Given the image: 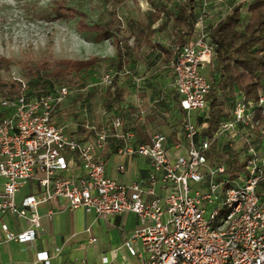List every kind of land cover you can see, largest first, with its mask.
<instances>
[{
  "label": "built area",
  "instance_id": "2783aa9c",
  "mask_svg": "<svg viewBox=\"0 0 264 264\" xmlns=\"http://www.w3.org/2000/svg\"><path fill=\"white\" fill-rule=\"evenodd\" d=\"M213 56L214 45L200 32L169 63L187 142L185 151L172 159L164 134L156 132L149 141L133 144V133L119 130V117L94 127L92 140L71 138L52 121L56 106L70 92L68 85L32 97L22 92L1 97L0 106L7 111L0 118L2 241L31 243L40 226L38 205L61 198L68 210L81 208L102 217L135 213L139 224L123 246L132 255H144L143 264H264V89L256 98L237 92L229 114L210 129V82L201 69ZM114 75L109 70L98 83L109 86ZM193 112L203 121L197 122ZM111 138L120 140L118 154L149 159L146 185L141 180L121 184L106 174L97 151ZM221 139L225 148L212 151ZM74 158L81 174H71ZM231 166L238 168L229 171ZM28 180L37 191L16 203L15 194ZM157 180L166 189L162 195L155 193ZM1 215L22 218L24 228L11 229ZM35 260L49 264L48 252L36 251Z\"/></svg>",
  "mask_w": 264,
  "mask_h": 264
},
{
  "label": "crops",
  "instance_id": "0c3cea01",
  "mask_svg": "<svg viewBox=\"0 0 264 264\" xmlns=\"http://www.w3.org/2000/svg\"><path fill=\"white\" fill-rule=\"evenodd\" d=\"M251 1L243 4L246 5V10ZM173 2V0L169 1V3ZM235 2L228 4V0L220 2L208 0L207 4L203 6V0H198V4L195 6L194 27L183 44L192 42L200 32H204L214 45L212 61L205 65L208 67L207 74L202 71L208 80V71L214 67L216 53V44L211 40L208 32ZM151 6L154 11L155 7L152 4ZM161 10L156 21L151 22V13L153 12L151 11L147 14L148 22L138 21L137 26H133L136 27V30L132 31L134 34H131L133 45L130 48L127 40L126 47L121 46L122 56L117 59V72L107 68L99 76L93 78L90 83L76 89L68 84L70 92L59 103V106H56L52 121L56 126L62 127L71 138L79 141L92 140L95 135L94 127L108 125L114 117H119L121 119L119 130L133 133V144L147 142L152 134L160 132L166 136L165 146L170 159L185 151L187 142L182 128L184 112L179 106V96L172 87L173 72L169 67L176 50L183 44L176 43L178 32L174 30H172L175 32H173L175 35L173 45L155 38L156 34L165 28V24L160 22L163 12L166 11L173 17L172 11H169L167 6ZM203 11L205 14L199 20V15ZM248 18L249 13L246 21ZM121 28L123 34L127 36L128 31L122 24ZM151 28L155 31L148 38L149 43L138 33L141 29ZM156 43L166 47V50L170 51V55L165 54L160 47L155 45ZM131 52L132 54L138 53L136 61L129 62L128 57ZM155 60H157V64L154 63ZM119 63L120 67H118ZM109 70L115 73L113 80L115 84L107 86L98 83L100 76ZM92 71L93 68L85 69L78 77L87 76ZM60 85L62 84H54L48 92H54ZM225 90L228 91L229 88ZM229 91L233 92L234 100L235 94L240 90L231 87ZM231 105L228 114L231 111ZM192 114L195 120L198 119L197 122L199 119L200 122L203 121L201 117H197L196 113ZM223 141L224 139H221V143H217L218 151L225 148ZM119 143V139L111 138L101 151H97L104 161L106 174L121 184L128 185L132 181L141 180L140 182L146 185L148 174L151 171L149 159L135 153L118 154L116 147ZM220 157L222 158V156ZM118 165H122L123 169L118 170ZM81 173L80 162L74 158L71 174ZM2 182L3 179L0 177V188ZM37 189L35 182L28 180L15 194V202L19 203L24 196L37 191ZM165 192L163 184L157 180L155 193L162 195ZM64 204L63 199L53 198L38 205L40 226L31 243L2 241L0 232V263L43 264V262L35 260V253L39 250H46L49 254V264H143L144 255H132L123 246L125 239L139 224L135 213L126 211L102 217L81 208L68 210L64 208ZM1 217L11 229L20 230L25 226L22 218L12 215H1ZM90 236L95 237L96 240L89 242ZM137 247L139 250L141 249L138 243ZM102 257H106L107 261L105 262Z\"/></svg>",
  "mask_w": 264,
  "mask_h": 264
},
{
  "label": "trees",
  "instance_id": "16d2710c",
  "mask_svg": "<svg viewBox=\"0 0 264 264\" xmlns=\"http://www.w3.org/2000/svg\"><path fill=\"white\" fill-rule=\"evenodd\" d=\"M114 3L124 0H112ZM170 0H149L155 9L151 13V22L159 18L161 9L169 4ZM171 28L178 32V45H182L191 34L196 13L194 12L198 0H173ZM244 2L236 1L209 30L208 34L215 46V64L208 71L210 89L207 94V123L213 129L219 119L228 114V109L233 100L231 87L238 88L247 98H256L258 92L264 89V0H252L247 7L249 18L241 27V8ZM56 12L62 17L76 20L77 31L93 33L94 42H102L113 38L116 41V58L122 56L121 46L127 45V36L123 34L119 20L113 16L104 22L88 23L85 21V13L73 6L58 5ZM155 29H141L138 33L146 42ZM123 41V42H122ZM150 43V42H149ZM160 47L168 56L170 51L160 44ZM130 46V45H129ZM101 60L99 55H89L85 58L55 57L51 52L34 56L32 52H26L20 59H13L0 54V69H8L12 64L22 69V77L25 83L10 80L3 85L5 94L25 93L33 95L26 90L44 89L48 92L51 84H74L78 81V75L85 69H89ZM121 64L119 63L118 67ZM23 86V87H22ZM229 88V90H225ZM27 90V91H28ZM232 93V97L226 96ZM44 92V93H45ZM43 94V93H42ZM7 113L0 106V118ZM260 114L257 113V116ZM200 122V119H199ZM212 151H218L216 147ZM238 167L231 166L229 171Z\"/></svg>",
  "mask_w": 264,
  "mask_h": 264
},
{
  "label": "rangeland",
  "instance_id": "374dc122",
  "mask_svg": "<svg viewBox=\"0 0 264 264\" xmlns=\"http://www.w3.org/2000/svg\"><path fill=\"white\" fill-rule=\"evenodd\" d=\"M151 1L158 2V0ZM234 1L237 0H228V4ZM242 1L247 4L250 0ZM114 2L112 0H0V54L13 59H20L26 52H32L34 56L51 52L55 57L69 58H82L90 54L101 56V60L91 67L93 71L89 75L79 76V80L71 84L74 89L90 83L107 68L117 72L115 39L93 42V33L77 31L75 19L62 17L56 12L58 5L73 6L85 13V21L88 23L108 21L115 13V17L128 31L127 40L131 48L133 45L131 34H134L133 29L136 30L133 26H137L138 21L148 22L147 14L153 11V7L149 0ZM172 5L174 4L166 5L169 11L173 9ZM245 6L241 8L240 29L245 24L248 15ZM171 17L170 13L163 12L160 22L165 24V28L156 34L155 38L173 45L175 35L170 27ZM128 58L129 62L134 61L138 58V53L132 54L131 52ZM154 63L157 64V60ZM207 69L208 67L204 65L202 71L207 74ZM12 79L19 81L21 85L25 83L22 69L18 65L12 64L7 70L0 69V84ZM113 84L115 81H112L111 85ZM53 85L51 84L50 88ZM4 89L2 85L0 98L17 94H5ZM27 90L26 92L33 95L45 92L40 88ZM226 96L232 97V93L226 91ZM262 189L264 190V187Z\"/></svg>",
  "mask_w": 264,
  "mask_h": 264
}]
</instances>
